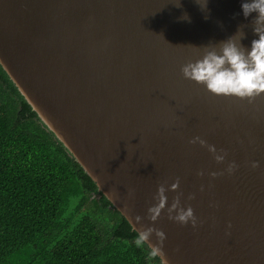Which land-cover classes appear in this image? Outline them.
I'll return each instance as SVG.
<instances>
[{"label":"water","instance_id":"water-1","mask_svg":"<svg viewBox=\"0 0 264 264\" xmlns=\"http://www.w3.org/2000/svg\"><path fill=\"white\" fill-rule=\"evenodd\" d=\"M175 3L0 0V66L131 229L163 230L168 264H264V93L251 103L215 95L180 71L238 25L249 45L251 16L240 0ZM193 136L224 149V161ZM161 183L166 208L150 221ZM177 193L195 227L168 218ZM156 243L155 233L145 242Z\"/></svg>","mask_w":264,"mask_h":264},{"label":"trees","instance_id":"trees-1","mask_svg":"<svg viewBox=\"0 0 264 264\" xmlns=\"http://www.w3.org/2000/svg\"><path fill=\"white\" fill-rule=\"evenodd\" d=\"M0 66V264H160Z\"/></svg>","mask_w":264,"mask_h":264},{"label":"clouds","instance_id":"clouds-1","mask_svg":"<svg viewBox=\"0 0 264 264\" xmlns=\"http://www.w3.org/2000/svg\"><path fill=\"white\" fill-rule=\"evenodd\" d=\"M207 2L208 0H196L201 9H206ZM175 4L179 7L180 0H177ZM240 8L245 18L251 16V30L255 35L249 45L242 44L245 26L238 25L237 30L226 39L215 43L210 41L203 45L202 54L194 61L189 60L181 65L180 71L185 79L203 85L212 94L247 98L248 102L251 103L256 96L264 93V0H240ZM180 18L190 21L187 13H184ZM204 18L207 19V16ZM189 143H199L201 146H206L218 163L225 159L226 152L224 149L218 150L200 136H193ZM257 164V161L251 162L253 168ZM236 167L234 161H229L225 170L230 174ZM202 174V172L197 173V175ZM218 174L220 173L215 171L209 173L213 177ZM179 183V178H176L168 185V190H176ZM202 189L203 185H201ZM165 193L164 184H159L153 196V200L156 202L147 208L148 220L156 221L162 210L166 208L168 198ZM129 194H131V190ZM181 195V193H177L172 198L171 203L167 204L168 218L181 225L191 223L195 227L197 218L191 205H181ZM191 198L192 194H189L188 199ZM135 220L139 222L141 217L136 215ZM136 231L135 243L137 246L149 241L150 235L155 233L158 243L151 245L150 254L153 257L159 256L160 264H168L162 248L165 239L163 230L154 228L152 225L146 227L141 225Z\"/></svg>","mask_w":264,"mask_h":264}]
</instances>
